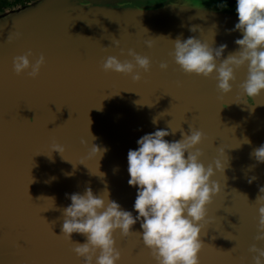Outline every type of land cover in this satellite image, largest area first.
<instances>
[{
    "label": "water",
    "instance_id": "water-1",
    "mask_svg": "<svg viewBox=\"0 0 264 264\" xmlns=\"http://www.w3.org/2000/svg\"><path fill=\"white\" fill-rule=\"evenodd\" d=\"M235 7V0H37L0 11V264H83L61 232L68 197L107 189L135 216L127 153L144 134L170 131L169 123L185 134L201 131L200 162L207 167L219 159L225 166L213 177L221 190L206 209L199 264H252L249 248H264L255 239L264 163L250 155L264 144V91L240 103L246 66L223 94L215 73L187 75L170 55L173 41L189 36L214 48L226 44L222 58L234 53L242 38L229 31L238 22ZM129 50L151 62L140 82L102 70L108 56L131 60ZM29 51L30 62L45 57L35 79L13 71L14 57ZM165 139H181L180 130ZM53 144L63 156L47 155ZM92 144L106 149L100 158ZM132 231L123 247V236L114 233L119 264H152L146 252L132 255L143 243L139 222ZM72 241L85 237L73 233Z\"/></svg>",
    "mask_w": 264,
    "mask_h": 264
},
{
    "label": "clouds",
    "instance_id": "clouds-1",
    "mask_svg": "<svg viewBox=\"0 0 264 264\" xmlns=\"http://www.w3.org/2000/svg\"><path fill=\"white\" fill-rule=\"evenodd\" d=\"M235 3L238 22L229 31L242 33V38L234 41L238 46L234 53L222 58L226 44L214 48L195 36H189L173 41L170 55L187 75L208 78L215 73L217 88L223 94L232 92L236 70L246 66L247 77L240 85V103H243L264 91V0H235ZM190 31L195 33L197 28L193 26ZM15 38H19V33ZM11 39L9 37L8 42ZM114 46L119 47V42H114ZM146 46L151 49L154 45L152 41H146ZM127 55L131 60L123 62L115 56H108L102 70L131 76L133 82H140V72H149L151 62L148 57L132 50ZM31 56L29 51L14 57L13 71L17 76L27 73L35 79L39 75L45 57L40 55L33 63L29 59ZM159 67L165 71L168 65L161 63ZM157 119L153 118L152 123L156 124ZM168 129L170 131L156 129L144 134L136 142L138 147L127 153V183L136 188L133 204L135 216L132 211L122 209L116 201L111 200L107 189L103 195H94L91 188H85L82 193H73L68 197L71 203L62 210L61 232L73 243L72 251L82 258L83 264H119L121 253L115 246L114 233L128 237L137 222L141 229L138 234L144 246L151 251L155 264H199L198 256L203 248L200 236L206 220V209L221 190L213 177L217 172H223L225 166L219 159L207 167L200 162L202 153L198 146L204 139L201 131L190 128V133L185 134L180 127L174 128L170 123ZM177 130L181 132V139H165ZM242 143L250 141L245 138ZM105 151L95 144L90 150L98 158ZM53 152L62 155L64 148L53 144L47 155L51 157ZM250 155L258 163H264V144L255 148ZM254 179V176L250 177L248 182ZM259 192L256 200L259 221L255 239L264 242V187ZM73 233L83 235L85 242H73ZM249 252L252 254V264H264V248L254 244Z\"/></svg>",
    "mask_w": 264,
    "mask_h": 264
},
{
    "label": "flooded vegetation",
    "instance_id": "flooded-vegetation-1",
    "mask_svg": "<svg viewBox=\"0 0 264 264\" xmlns=\"http://www.w3.org/2000/svg\"><path fill=\"white\" fill-rule=\"evenodd\" d=\"M36 1L37 0H0V11L27 7Z\"/></svg>",
    "mask_w": 264,
    "mask_h": 264
},
{
    "label": "snow or ice",
    "instance_id": "snow-or-ice-1",
    "mask_svg": "<svg viewBox=\"0 0 264 264\" xmlns=\"http://www.w3.org/2000/svg\"><path fill=\"white\" fill-rule=\"evenodd\" d=\"M129 237V236H128ZM127 237H123L120 241V244H121V247H123L126 243H127ZM66 242L69 244V245H72L73 243L69 240H67L65 238ZM202 251V250H201ZM147 253V255L149 256V258L151 259L152 261V264H155V261H154V258H153V255L151 253V251L149 249H147L146 247H144V244L142 243V246L141 247H138V248H134L132 249V255L134 256H141L143 255L144 253Z\"/></svg>",
    "mask_w": 264,
    "mask_h": 264
}]
</instances>
